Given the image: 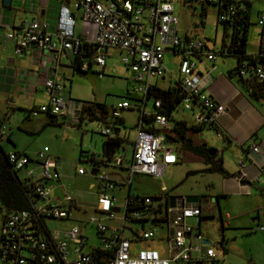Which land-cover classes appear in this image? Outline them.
Masks as SVG:
<instances>
[{"label": "built area", "instance_id": "obj_1", "mask_svg": "<svg viewBox=\"0 0 264 264\" xmlns=\"http://www.w3.org/2000/svg\"><path fill=\"white\" fill-rule=\"evenodd\" d=\"M264 0H73L74 8L80 16L83 26H90L93 32L85 30L83 37L74 33V21L69 11L63 7L56 23V31H46V24L39 20L22 21L7 27L4 40L13 45L17 56L28 51L47 52L52 64L56 66L61 59L70 57L73 61L83 54L82 44L90 45L89 52L76 65L80 72H93L103 75L105 61L118 55L120 64L133 76L132 93L137 97L138 112L135 125L136 138L132 143V155L127 159L124 147L125 138L113 133L114 124L97 130L107 142H118L115 151L106 159L87 160L99 180L97 216L87 221H77L68 228L51 232L48 222L67 221L74 212H83L82 205L68 196L63 187L62 197L53 196L54 184L61 178L57 162L49 157L45 147L34 159L26 154L7 153V162L18 172L21 182L30 187L35 201H30V209L9 213L2 222L0 232V264H213L216 252L210 246L201 244L200 205L190 203L184 197H174L173 206H169L170 197L127 195L119 203L112 194L118 185H130L134 175H146L160 178L168 165L177 162L179 149L176 144L167 148L165 138H175L174 123L163 113V102L155 98V88L159 79L168 72L164 65L166 53L180 57L178 75L170 88L179 97L177 106L196 110L194 121L197 126L215 128L217 118L225 112V107L216 102L207 92L212 82V71L217 53L205 48V39L199 37V28L204 27L207 8L217 9V21L225 23L236 19L252 4ZM179 3L191 10L190 28L197 32L194 37L186 33L178 35L179 19L175 15L174 4ZM200 8V11L197 8ZM257 25L262 28L257 54L264 59V15L258 17ZM212 64L209 69L201 70L199 60ZM234 77L248 78L250 75L261 85L264 98V64L248 67L246 63L231 70ZM43 80L46 93L45 103L32 107L28 116L46 114L52 117L64 116L66 122L75 125L76 115L82 109V103L69 98L63 83L55 77V70ZM171 82V79H170ZM151 100V108L147 102ZM128 101L117 103L109 112L117 121L120 112L129 110ZM4 129L0 121V137ZM250 153L259 151L254 138L247 140ZM121 148V152L117 150ZM109 162L112 168H124L127 180L114 182L106 174L98 173L99 166ZM244 160L237 164L240 170ZM77 175L84 174L83 169ZM21 174V175H20ZM264 176V166L261 168ZM107 221L112 222L111 225ZM150 223L151 228H145ZM127 224L139 225L131 231ZM87 225L94 226L99 245L86 250L88 236ZM163 236L157 237V228ZM130 230L131 237L124 236ZM263 230V228H259ZM164 241L165 255L151 248L133 249L134 244L142 241Z\"/></svg>", "mask_w": 264, "mask_h": 264}, {"label": "rangeland", "instance_id": "obj_2", "mask_svg": "<svg viewBox=\"0 0 264 264\" xmlns=\"http://www.w3.org/2000/svg\"><path fill=\"white\" fill-rule=\"evenodd\" d=\"M197 10L200 11L198 6ZM175 15L179 19L178 35L183 36L188 33L194 37L195 30L190 28L192 18L191 10L183 7L179 3L174 4ZM264 15V3L256 1L252 4L249 12V24L247 28L246 53L255 54L259 50L260 35L262 28L257 25L258 17ZM202 34L200 38H207L214 41V52H219L223 41L228 42L231 30L227 29V35L224 36V25L217 21V9L213 6L207 8L205 25L199 28ZM12 56V51H0V69L6 66L7 57ZM107 68L102 76L95 73H74L72 78L66 82V91L70 94V99L83 103H94L102 105L106 110L103 114L105 123L102 120L89 121L83 118L81 121V130L84 132L83 141L80 131L73 125L65 122V125H48V117L45 114H39L36 117L25 118L27 106L33 101L14 92L4 93L0 91V116L2 117V126L5 132H11L12 143L2 140L1 145L4 152L13 150V146L19 152H25L30 158L34 159L36 154L45 147L48 149L47 154L58 157L63 164V187L68 196L79 200L82 204L83 212H74L70 220L59 221L52 220L48 222V229L51 232L68 228L77 221H87L91 216H97L95 206L98 204V187L99 180L91 174L93 169L89 162H84L80 158V151H93L94 145L97 147V153L102 155L105 138L98 134L99 128H104L107 124H114L109 112L117 103L126 100L129 102L131 109L120 112L119 118L123 121L119 124L120 138H125L121 147L126 150L127 159L132 155V143L136 138L135 125L137 123L138 112L136 110V96L132 88L134 82L130 73L120 64L118 55L107 58ZM180 57L166 53L164 55V65L168 72L164 80L159 79L157 82L158 89L165 90L174 83V78L178 75V63ZM215 63L218 68L224 69L234 63L231 57H222L216 55ZM44 94H40L43 96ZM39 98V96H38ZM44 98V97H43ZM40 99V98H39ZM152 102H147V108H151ZM194 112L190 109H184L177 106L171 114L170 122L179 119H186L188 125L192 124L191 115ZM61 117H59L60 120ZM91 137V142H90ZM186 137L190 139L191 144L200 146L206 144L208 148L217 150L218 155L223 149L222 141L216 132L204 127L201 130L188 129ZM82 145V146H81ZM89 146V147H88ZM173 144L167 145L171 148ZM180 153L177 155V162L168 165L160 178H153L146 175H134L130 180V185L116 186L112 194L121 204L127 195L131 196H160L163 193L168 197H197L201 206L202 214L205 219L201 223V232L210 241L211 247L215 250L217 259L216 264H264V233L258 230V226H253L250 232L245 231L248 225H251V213L246 212L250 209L248 199L246 198H229L223 199L218 196L216 203L214 197L218 194L221 187L222 177L220 174H209L200 171L204 167L201 157L192 151L184 148L181 142H177ZM121 152V148L117 153ZM81 160V161H79ZM232 169H236L234 158H230ZM83 169L84 175H77V170ZM189 171H197L194 174L186 176ZM122 172V171H121ZM98 173L106 174L109 179H115L112 174V167L109 162L106 166H99ZM126 176V172L121 173ZM21 175V174H20ZM126 178V177H124ZM118 180L120 178H117ZM241 202L244 205H241ZM225 205L235 206L239 211L240 219L235 221L229 229L222 230L219 219L220 212H230ZM6 210L0 205V232L1 225ZM109 225L112 222L107 221ZM131 231L139 229V225L127 224ZM152 225L147 223L145 228H151ZM157 228V237H162L163 232L159 226ZM85 233L88 236V245L86 250L98 246L99 241L96 238V229L94 226L87 225ZM124 236L131 237L130 230L124 231ZM222 243L223 248L215 247V243ZM133 249L151 248L157 250L160 255H165L166 245L164 241H142L134 244Z\"/></svg>", "mask_w": 264, "mask_h": 264}, {"label": "crops", "instance_id": "obj_3", "mask_svg": "<svg viewBox=\"0 0 264 264\" xmlns=\"http://www.w3.org/2000/svg\"><path fill=\"white\" fill-rule=\"evenodd\" d=\"M63 7H65L69 11V17L74 21L75 35L83 37L84 31L87 29L90 30L91 33L93 32L92 27H86L82 25L80 16L74 8L73 0H11L9 6H4L3 0H0V51H12V56L7 57L6 66L0 69V91L4 93L14 92L16 94L26 96L33 101V103L27 106L25 114L26 119L30 118V116H28L27 114V111L29 109L46 102L47 96L44 92L42 83L45 78L54 74L53 68L56 73L55 77L63 83L66 90V82L69 81V78L73 77L74 73H76L75 64L70 57H67L61 59L60 62L56 64V66H54L49 54L44 51H28L23 53V55L21 56H17L13 52V45L10 42L4 40V33L7 27L17 25L22 21L28 22L31 20H39L46 24L47 32L54 34L56 31L57 18ZM195 33L197 34V32ZM198 33L202 34V31L198 30ZM204 39L205 48L209 51L214 52V41H211L207 38ZM257 52L255 54H257ZM114 53L116 52L112 51V56H114ZM233 59L234 63L226 67V71H224V69L218 68V66L214 62L215 68L212 71L213 79L211 84L207 88V92L209 93V95L216 102L222 104L225 107V112L217 118L215 123V128L218 130V132L221 133V135L216 130L211 129L215 131L217 136L221 139L223 147L220 155H218L217 150L214 151V160L217 161L222 166L223 170L227 173V175L225 176L220 174L222 177L221 187L218 191L219 195L214 197V199L216 203L218 202V196H221L224 200L237 197L248 199L250 209L246 212L251 213L252 224L248 225L246 227L247 229L244 230L250 232L253 229V226L257 225L258 230L256 229V231L264 233V176L261 174V168L264 166V99H260L258 101L250 100L239 86V82H237L238 79L236 77L228 76V72L237 65V60L235 58ZM263 64L264 62L262 63L260 61H257L255 63L256 66ZM211 67L212 64L207 62L206 60H199V68L201 70L209 69ZM106 68L107 61H105L104 70ZM66 92L70 98V93L68 91ZM40 94L44 95L40 96ZM38 96L40 99L38 98ZM81 103L82 109L80 113L76 115L78 122L73 125L80 131L82 135L80 142L83 141L84 137V132L83 130H81V121L83 120V118H89L83 109L86 106V103ZM192 111L194 113L191 115V125H188L186 119H179L177 121H182L186 124L187 127H193L194 130H197L196 128L200 126H197L194 121L196 110ZM46 116L49 120L45 124L60 126L63 124L65 125L66 119L63 115L57 116L55 118H51L48 115ZM95 116L96 117L95 119H93V121L98 122L99 120L97 118H99V116L96 114ZM59 117H61L60 120ZM0 121H3L1 116ZM102 122L105 123V125L107 123L104 117L102 119ZM115 127H119V124H115ZM117 132L119 133V129L117 130ZM250 137H253L255 143L259 146V151L257 153H250V149L247 145V140ZM2 140L8 143H12L11 132L6 133L4 129V134L2 137H0V147L3 150V147L1 145ZM89 140L91 142V137ZM171 140L173 141L172 144H176L177 146V142L173 139ZM106 143L108 142L105 139L104 145ZM203 145L208 148L206 144ZM92 150L93 151L88 152L82 151L86 154V157H80L81 153L79 157L83 158L84 162L90 160L91 158H102L103 151L102 155L98 154L96 145H94V149ZM124 151L126 153L125 148ZM10 152L26 154L25 152L17 151L15 146H13V150L5 153ZM48 155L50 158L57 162V165L59 167L58 171L61 174L60 180L54 184L53 196L62 197L63 164L60 163L58 157H53L50 154ZM230 158H234L236 164L239 159L244 160L245 163L243 169L240 170L238 164L236 165V169H232L230 165ZM208 167L209 165L204 163V167L200 169V171L205 170ZM121 171L126 172L124 168H112V174L115 176V179H110L114 182H120L123 180L126 181L128 176L127 172L126 176H123L121 174ZM238 172H240V176L236 175ZM117 178L120 179L118 180ZM75 200L78 204H80L79 200ZM241 205H244V203L241 202ZM225 206L230 209V212L222 213L219 210V219L222 230L229 229L235 221L240 219V215H238L239 211L236 210L237 208L235 206ZM200 214L201 220L199 229L201 232V223L206 217L202 214V211L200 212ZM259 228H263V230H260ZM201 235L203 239H207V237L204 236L202 232ZM221 245L223 248L222 243ZM218 261L219 259H217L216 256V260L213 264L218 263Z\"/></svg>", "mask_w": 264, "mask_h": 264}, {"label": "trees", "instance_id": "obj_4", "mask_svg": "<svg viewBox=\"0 0 264 264\" xmlns=\"http://www.w3.org/2000/svg\"><path fill=\"white\" fill-rule=\"evenodd\" d=\"M248 24L249 11H245L241 16H238L236 19L229 20L223 23L224 36L228 34V27L231 30V34L228 42L223 41L219 52H217V55L235 58L237 60V66H240L242 63H246L248 67H253L257 61L263 63L264 59L246 53ZM90 47L91 46L88 44H82L81 51L83 52V54H80V56L74 60L75 71L77 73H89L80 72L76 65L89 52ZM228 76L234 77L231 71L228 72ZM237 79V82H239V86L250 100L258 101L260 99H264L262 96L261 85L258 84L251 75L248 78L238 77ZM153 96L162 100V111L170 119L172 112L175 110V108H177V105L179 103V97L177 96L176 91L171 88H167L165 90L155 88V93L153 94ZM83 109L84 112L88 115L89 118L87 119L89 121H93V119H95V114L99 116V118H97L98 120H102L104 117L103 114L106 113V110L102 105L94 103H86V106ZM49 117L55 118L52 116ZM122 122L123 121L121 119H118L114 122V125L122 124ZM173 123V133L175 134L174 140L176 142H181L184 148L192 151L193 153L201 157L203 162L209 165V167L205 170H202V172L219 173L224 176L227 175V173L223 170L222 166L214 160V156H210L208 154L207 150L209 148L204 145L194 146L191 144L190 139L186 137V131L190 128L193 129V127H187L186 124L182 121H174ZM203 128L204 127L200 126L196 129L201 130ZM208 129H213L218 132L216 128ZM218 133L221 135L220 132ZM210 150L215 151L213 149ZM80 153V157H86L85 153H83L82 151ZM194 173L195 172H187L186 176ZM33 198L34 195L31 193L30 187L24 185L21 182L18 176V172L13 170L10 164L7 162V153H5L0 147V205L6 210V214L4 215L3 220L9 213L29 210L30 201H35Z\"/></svg>", "mask_w": 264, "mask_h": 264}, {"label": "water", "instance_id": "obj_5", "mask_svg": "<svg viewBox=\"0 0 264 264\" xmlns=\"http://www.w3.org/2000/svg\"><path fill=\"white\" fill-rule=\"evenodd\" d=\"M10 3H11V0H3V5H4V6H9ZM26 52H28V50H26ZM130 76L132 77L133 74L131 73ZM113 133H114V134H117V130L114 129V130H113ZM164 142H165L166 144H172V143H173V141H172L170 138H168V137L165 138ZM117 146H118V144H117V143H114V142H108V143H106V144L104 145V147H103V158H104V159L108 158V157H109V156L115 151V149L117 148ZM204 146H205V145H204ZM210 149H211V148H209V149L207 150V151H208V154H209L210 156H213V155H214V151H212V150H210ZM91 174L93 175V174H94V171H91ZM236 175H237V176H240V172H238ZM186 201H187V202H190V203H197V202H199V200H198L197 197H187V198H186ZM173 202H174V198H170V199H169V206H170V207L173 206ZM201 244H203V245H207V246H210V245H211L210 241L207 240V239H203L202 242H201ZM214 245H215V247H217V248H222L221 243L216 242Z\"/></svg>", "mask_w": 264, "mask_h": 264}]
</instances>
